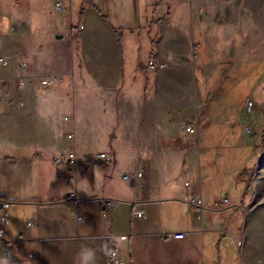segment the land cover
I'll return each instance as SVG.
<instances>
[{"label":"crops","instance_id":"1","mask_svg":"<svg viewBox=\"0 0 264 264\" xmlns=\"http://www.w3.org/2000/svg\"><path fill=\"white\" fill-rule=\"evenodd\" d=\"M56 1L36 15L31 3L0 0V57L6 59L0 62V198L10 202L4 240L15 255L11 264H79L85 247L96 251L95 264H107L111 246L125 264H264L242 205L248 173L264 148L259 136L249 140L240 133L250 118L256 130L264 129V116L225 100L227 84L264 60V0H237V35L220 56L212 55L208 40L191 38V57L183 50L185 37L173 35V20L185 8V22L198 39L203 16L183 4L166 9L159 0L145 27L154 67L148 66L151 49L146 64L137 55L125 58V43L136 50L143 40L134 27L123 37L133 0H117V26L94 0H64L71 3L60 14L53 10ZM21 75L31 82L21 87ZM139 75L144 86L136 89ZM202 119L223 126L224 141L246 153L239 167L246 174L228 172L237 193L228 205L203 191L196 167L209 150L198 133ZM190 124L196 133L186 132ZM70 150L77 153L74 183L67 182ZM119 155L130 165L120 163L117 172ZM140 171L136 180L123 178ZM106 199L114 204L106 207ZM135 208L145 217H133Z\"/></svg>","mask_w":264,"mask_h":264},{"label":"rangeland","instance_id":"2","mask_svg":"<svg viewBox=\"0 0 264 264\" xmlns=\"http://www.w3.org/2000/svg\"><path fill=\"white\" fill-rule=\"evenodd\" d=\"M94 1L102 9V11L110 17L114 25L117 26V0ZM158 1L159 0H133L135 3L134 8L132 7L133 15L128 17L129 21L123 26V30L126 32L123 37L124 39L127 37L128 27H134L137 28V30L143 35V40L141 41V44L136 47V50L131 49L130 46L125 43L124 52L125 58L128 61H130L134 55H137V57L140 56L139 58H141L143 63H147L151 49V41H149V43L147 42L148 38L145 36L147 34V30L145 27L148 26L149 21L153 20V14H155L153 11L157 6ZM49 2L50 0H23L22 4L23 6L25 5L29 8L31 3V9L36 12V15H38L41 11L40 9L47 7ZM160 2V5L164 4L166 9L170 6L172 11L183 4V6L187 7L189 11L200 12L203 16L201 33H197V38L199 40L194 39L195 33L192 32L193 30L190 25L185 22V16L182 13L185 8L178 9V13H176L173 20V29H175V33L173 35L179 34L185 37V41L181 40V42L184 44L183 50L187 52L190 57L191 51L189 41L191 38L195 43L197 41L199 42L200 39L203 41L208 40L211 44L212 55L220 56L221 50L229 46V44H231V38L234 37V35H237L235 32V29H238L235 28L237 25L236 15L237 12L240 11V4H238L237 0H160ZM59 3L62 4L60 9H58ZM69 3L71 2H65L64 0H57L56 2H53L54 12L56 14L64 13L63 11L66 10L63 9H65V7L68 9L67 4ZM227 8H231L233 12L226 11ZM158 12L159 10L156 11V15ZM66 14L68 15L69 13ZM79 25L73 26L79 27ZM230 26H233L234 30L231 31ZM156 34V30L151 33L153 38L157 37L155 36ZM238 36H240V34ZM255 36L258 37V34L256 33ZM75 43H77V40H75ZM197 48L200 50L199 46ZM195 52L196 49L193 50V54H196ZM191 69H189V71H191ZM153 72L154 70H150L148 73L151 78L154 76ZM263 75L264 60L251 64L250 71L248 73L245 72L242 76H236V80L227 84L225 94L226 102H229L237 108L243 107L249 115L254 111L260 112L262 116H264V80H260V83L254 86L257 80ZM137 81L138 83L136 89L144 86V76L139 75ZM154 88L158 89L157 82L156 85L154 84ZM189 89L191 94H194V92L198 89L197 82H194L192 78L189 83ZM216 90L218 91L219 89ZM247 107H250L249 109L252 110L248 112ZM206 121V119H202L200 121L198 133L201 138V146L208 143L207 145L209 150L206 154L204 153L199 155L196 160V167H198L199 172H203L202 183L204 194H209L213 201L215 200L221 205H228L230 202L234 201V197L237 194L236 191L230 188L229 185L230 180L233 179L234 175H230L228 172L244 171V169L240 170L239 167L245 166V164H243L245 162L242 161L246 158V153L241 152L237 146H234V142L231 141L230 143H227L224 141V137L222 138V135L225 132V128L223 126L215 123L208 126ZM249 124L250 130H248L246 128V124H244L240 129V133H247L249 140L259 136L260 143L264 148V129L262 128L256 130L253 118H250ZM122 156H120V159L118 160L117 172L120 171L119 166L121 164H125L126 166L129 164V162L125 160V157ZM249 172H254L253 178L258 179L259 181L257 180L256 188H252V178L251 189L246 201H243L242 205L245 207V210H248L250 217L247 229H249L251 237H254L255 239V241H252L251 243L255 246L256 250L259 249V253L261 254L264 253V157L260 158L254 169H251Z\"/></svg>","mask_w":264,"mask_h":264},{"label":"built area","instance_id":"3","mask_svg":"<svg viewBox=\"0 0 264 264\" xmlns=\"http://www.w3.org/2000/svg\"><path fill=\"white\" fill-rule=\"evenodd\" d=\"M58 9H60L62 7V4L59 3L58 5ZM64 10V9H63ZM6 59L4 57H0V62H4ZM155 62L153 60H149L148 62V66L149 67H154ZM24 67V65H22V68ZM31 82V79L28 77H25L23 75L20 76L19 79V85L21 87L25 86V84ZM51 83V80L49 79H44L42 80V84L44 85H48ZM251 105V103H250ZM248 130H250V127H247ZM186 132L194 134L198 131V128L193 125H187L185 128ZM69 138H72V134L68 135ZM100 157L102 158H106L107 160H111V157L105 153H101ZM57 162H61L62 161V157H57L56 159ZM68 168H69V176L67 177V182L69 183H74L76 180V177L74 175L75 169H76V165H77V153L75 150H70L69 152H67V157L66 160ZM142 176V172H137V173H133V172H125L123 174V178L127 181H133L136 180L137 178H140ZM78 196L75 192L71 193V206L73 208H77L78 205ZM105 204L106 207H111L114 204V200L112 199H106L105 200ZM10 206V202L6 199H1L0 198V249L3 250L4 252V258L8 259L9 261H14L15 260V255L12 251V248L7 244V242L4 240V235H5V227L9 222V208ZM195 206H197V204L195 203ZM197 210H200L199 207ZM132 216L133 217H145V210L143 208H135L132 212ZM29 225H32L33 222L30 221L28 223ZM177 237H182L183 234L182 233H178L176 234ZM121 239H126L127 235H121L120 236ZM241 244V243H240ZM31 257H34V254L30 255ZM107 264H125L119 257L117 249L115 246H111V248L108 251V256H107Z\"/></svg>","mask_w":264,"mask_h":264},{"label":"clouds","instance_id":"4","mask_svg":"<svg viewBox=\"0 0 264 264\" xmlns=\"http://www.w3.org/2000/svg\"><path fill=\"white\" fill-rule=\"evenodd\" d=\"M79 264H95L96 262V251L92 248H82L78 253ZM0 264H11L8 259L0 260Z\"/></svg>","mask_w":264,"mask_h":264},{"label":"trees","instance_id":"5","mask_svg":"<svg viewBox=\"0 0 264 264\" xmlns=\"http://www.w3.org/2000/svg\"><path fill=\"white\" fill-rule=\"evenodd\" d=\"M95 9L98 11V12H100L101 14H102V16L103 17H106V14H104L101 10H100V8L98 7V6H96L95 5ZM83 12H84V9L82 8L80 11H79V16L80 17H82V15H83ZM162 20V18L161 19H159V20H157L158 22H160ZM116 32H117V30H115ZM154 46L152 45V49H151V54H150V60H152V57H153V55H154ZM262 157H264V154L262 155ZM261 157V158H262ZM241 174H246V170H244ZM253 176H254V172H249L248 173V179H247V185H246V189H245V191L243 192V197H245L248 193H249V190H250V188H251V181H252V178H253Z\"/></svg>","mask_w":264,"mask_h":264}]
</instances>
